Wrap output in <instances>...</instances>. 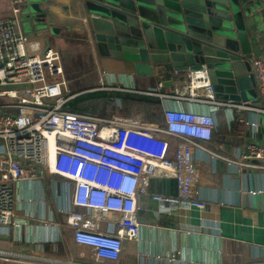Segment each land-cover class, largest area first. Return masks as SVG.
Instances as JSON below:
<instances>
[{
    "label": "built area",
    "instance_id": "2783aa9c",
    "mask_svg": "<svg viewBox=\"0 0 264 264\" xmlns=\"http://www.w3.org/2000/svg\"><path fill=\"white\" fill-rule=\"evenodd\" d=\"M14 3L10 15L0 16V226L11 222L14 185L46 172L65 179L71 187L70 203L76 210L64 213L74 242L91 247L96 263L116 261L123 242L139 237L137 196L146 180L176 177L180 198L154 195L153 200L166 207L203 209L188 191L195 179V170L187 165L192 150L225 159L239 172L264 170V144L249 145L232 159L206 147L221 105L256 111L264 125V56L252 62L259 107L250 101L218 102L207 73L200 71L188 75L183 91L189 97L178 93L164 97L206 107V112L166 107L161 124L116 116L104 119L70 110L72 96L61 89L58 52L41 50L37 41L20 32V7ZM250 126L257 130L259 125L252 122ZM172 140L177 164L168 159ZM107 215L117 216L109 232L100 228ZM262 216L264 229V212ZM0 262L54 264L2 254Z\"/></svg>",
    "mask_w": 264,
    "mask_h": 264
},
{
    "label": "crops",
    "instance_id": "0c3cea01",
    "mask_svg": "<svg viewBox=\"0 0 264 264\" xmlns=\"http://www.w3.org/2000/svg\"><path fill=\"white\" fill-rule=\"evenodd\" d=\"M14 2L0 0V16L10 15ZM56 2L48 8L54 20L50 26L58 32L40 35L27 30L24 36L37 41L41 50L57 51L62 67L64 60H84L94 71L96 84L69 94L71 100L82 96L73 95L85 91L122 92L157 97L162 111L166 107L208 110L186 100L164 97L175 93L189 97L183 91L186 81L180 82L176 75L132 67L111 55L99 54L84 40L79 17L63 9L68 1ZM67 22L70 28L66 27ZM253 76L256 84L254 70ZM125 119L151 122L141 120L139 115ZM214 120L212 138L206 147L224 158H234L249 145L264 144L263 120L256 111L221 105ZM252 122L258 123L257 130L250 126ZM173 142L168 159L177 164ZM187 165L195 170L189 195L201 202L203 209L166 207L153 200L154 195L180 198L176 177L156 178L165 182L146 180L137 196L138 239L124 241L119 258L103 263H96L91 247L74 242L71 229L65 224L64 212L76 210L71 206V187L65 179L45 172L34 180L18 182L13 187L11 222L0 226V254L54 264H264V170L246 168L239 172L225 159L213 158L198 149L192 150ZM116 220V215H107L100 223L101 230L114 229Z\"/></svg>",
    "mask_w": 264,
    "mask_h": 264
},
{
    "label": "water",
    "instance_id": "95a60500",
    "mask_svg": "<svg viewBox=\"0 0 264 264\" xmlns=\"http://www.w3.org/2000/svg\"><path fill=\"white\" fill-rule=\"evenodd\" d=\"M14 1L28 31L58 32L48 8L57 0ZM67 1L63 9L79 17L84 40L99 54L180 82L205 71L218 100L260 106L252 60L264 53V0Z\"/></svg>",
    "mask_w": 264,
    "mask_h": 264
},
{
    "label": "trees",
    "instance_id": "16d2710c",
    "mask_svg": "<svg viewBox=\"0 0 264 264\" xmlns=\"http://www.w3.org/2000/svg\"><path fill=\"white\" fill-rule=\"evenodd\" d=\"M94 99L103 100L111 105L110 112L107 114H116L122 118H132L139 115L143 121L163 122L161 101L159 98L152 96L122 92H96L79 96L71 100L68 105L70 106V110L74 112L98 117L106 115L103 111H90L82 106V104Z\"/></svg>",
    "mask_w": 264,
    "mask_h": 264
},
{
    "label": "rangeland",
    "instance_id": "374dc122",
    "mask_svg": "<svg viewBox=\"0 0 264 264\" xmlns=\"http://www.w3.org/2000/svg\"><path fill=\"white\" fill-rule=\"evenodd\" d=\"M19 29L23 35L28 34V31L20 16H19ZM62 61L63 60H61V65H62ZM85 64L86 63H84V60H79V61L64 60L62 67L64 68L63 76H62V79L64 81V86H62L61 88L64 95L77 93V90L79 88L92 86L96 84L94 71L89 69L88 66H86ZM86 90H90V88ZM80 91H84V90H79L78 92ZM215 98L219 99L220 97L216 95ZM82 106L90 111L94 110L95 112H100V111L105 112L106 115L99 116L100 118L109 119L112 116L116 115V114H112V115L107 114L108 112H110L111 105L107 104L103 100H98V99L90 100L82 104Z\"/></svg>",
    "mask_w": 264,
    "mask_h": 264
},
{
    "label": "bare ground",
    "instance_id": "6f19581e",
    "mask_svg": "<svg viewBox=\"0 0 264 264\" xmlns=\"http://www.w3.org/2000/svg\"><path fill=\"white\" fill-rule=\"evenodd\" d=\"M50 155H53L52 146L50 147Z\"/></svg>",
    "mask_w": 264,
    "mask_h": 264
}]
</instances>
